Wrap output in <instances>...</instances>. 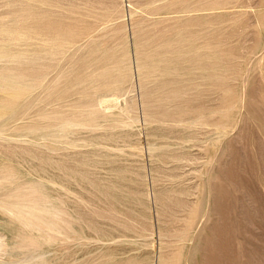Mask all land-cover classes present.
Masks as SVG:
<instances>
[{"label": "rangeland", "instance_id": "obj_1", "mask_svg": "<svg viewBox=\"0 0 264 264\" xmlns=\"http://www.w3.org/2000/svg\"><path fill=\"white\" fill-rule=\"evenodd\" d=\"M0 264H264V0H0Z\"/></svg>", "mask_w": 264, "mask_h": 264}]
</instances>
